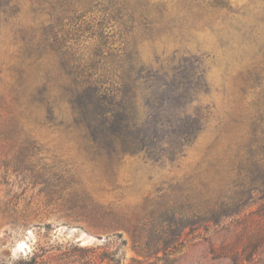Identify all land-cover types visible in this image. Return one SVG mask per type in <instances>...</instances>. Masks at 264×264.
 I'll use <instances>...</instances> for the list:
<instances>
[{
	"label": "rangeland",
	"instance_id": "obj_1",
	"mask_svg": "<svg viewBox=\"0 0 264 264\" xmlns=\"http://www.w3.org/2000/svg\"><path fill=\"white\" fill-rule=\"evenodd\" d=\"M134 2L162 16L133 45L144 65L199 60L184 99L196 130L116 155L66 107L50 124L16 100L19 80L41 77L20 33L48 16L0 1V264H264V0Z\"/></svg>",
	"mask_w": 264,
	"mask_h": 264
},
{
	"label": "trees",
	"instance_id": "obj_2",
	"mask_svg": "<svg viewBox=\"0 0 264 264\" xmlns=\"http://www.w3.org/2000/svg\"><path fill=\"white\" fill-rule=\"evenodd\" d=\"M37 2L47 21L20 34L24 60L34 59L40 83L24 85L26 79L20 78L17 101L42 109L46 122L58 125L66 121L58 119L56 112L66 107L71 125L116 155H134L166 140L180 141L196 130V122L185 113L184 99L197 81L199 60L177 57L164 69L144 65L133 47L153 31H161L162 16L153 17L134 0ZM8 6L5 1L4 8ZM117 36L120 43L114 48L107 40ZM139 96L146 101L144 120L136 112ZM261 149L257 147L258 152ZM35 260L32 256L28 264Z\"/></svg>",
	"mask_w": 264,
	"mask_h": 264
}]
</instances>
